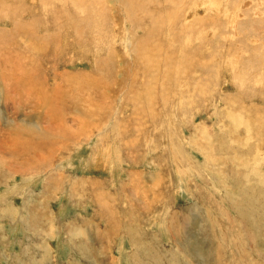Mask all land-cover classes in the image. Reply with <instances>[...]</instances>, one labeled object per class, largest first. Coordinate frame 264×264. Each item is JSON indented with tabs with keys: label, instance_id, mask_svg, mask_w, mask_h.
<instances>
[{
	"label": "rangeland",
	"instance_id": "1",
	"mask_svg": "<svg viewBox=\"0 0 264 264\" xmlns=\"http://www.w3.org/2000/svg\"><path fill=\"white\" fill-rule=\"evenodd\" d=\"M0 264H264V0H0Z\"/></svg>",
	"mask_w": 264,
	"mask_h": 264
},
{
	"label": "bare ground",
	"instance_id": "2",
	"mask_svg": "<svg viewBox=\"0 0 264 264\" xmlns=\"http://www.w3.org/2000/svg\"><path fill=\"white\" fill-rule=\"evenodd\" d=\"M177 1V0H176ZM164 2V1H163ZM170 2V1H169ZM137 3V0H135V4ZM223 5V4H222ZM201 23V22H200ZM234 114V113H233ZM247 127V126H246ZM209 135V134H208ZM256 161V160H255Z\"/></svg>",
	"mask_w": 264,
	"mask_h": 264
}]
</instances>
